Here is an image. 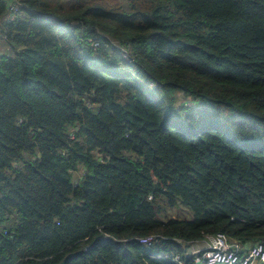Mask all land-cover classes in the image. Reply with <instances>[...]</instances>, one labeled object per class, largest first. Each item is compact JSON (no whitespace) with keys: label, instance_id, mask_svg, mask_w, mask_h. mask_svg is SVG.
<instances>
[{"label":"trees","instance_id":"trees-1","mask_svg":"<svg viewBox=\"0 0 264 264\" xmlns=\"http://www.w3.org/2000/svg\"><path fill=\"white\" fill-rule=\"evenodd\" d=\"M11 1L0 264H197L176 239L217 233L264 249V0H14L7 21Z\"/></svg>","mask_w":264,"mask_h":264},{"label":"built area","instance_id":"built-area-1","mask_svg":"<svg viewBox=\"0 0 264 264\" xmlns=\"http://www.w3.org/2000/svg\"><path fill=\"white\" fill-rule=\"evenodd\" d=\"M12 0L9 3V13L6 20H13L16 16V6ZM210 236V237H209ZM154 234L140 238V242L151 244L156 238ZM207 240L212 239L208 246L191 254L186 252L187 256H191L193 260L201 262V264H264V249L261 245H255L248 248L238 240L230 238L223 233L215 235H206ZM206 241V240H204ZM172 260L179 264H189L179 259L177 254L171 257Z\"/></svg>","mask_w":264,"mask_h":264},{"label":"rangeland","instance_id":"rangeland-1","mask_svg":"<svg viewBox=\"0 0 264 264\" xmlns=\"http://www.w3.org/2000/svg\"><path fill=\"white\" fill-rule=\"evenodd\" d=\"M123 3V6L126 7L128 0H120ZM1 27V25H0ZM111 41L115 44H117V40L114 38H110ZM7 43H5L4 40V36L1 35V30H0V54L4 53V52H9V47L6 45ZM190 101H187L186 104H189ZM154 238H157V235L154 234ZM210 237V236H209ZM206 240V241H204ZM212 239H206V238H201V239H196V240H192V241H185V240H181V239H176V241L180 242L183 246L186 247L185 253L186 252H190L191 254H194V252L201 250L202 248L208 246V244H210Z\"/></svg>","mask_w":264,"mask_h":264},{"label":"water","instance_id":"water-1","mask_svg":"<svg viewBox=\"0 0 264 264\" xmlns=\"http://www.w3.org/2000/svg\"><path fill=\"white\" fill-rule=\"evenodd\" d=\"M197 264H201V262H197Z\"/></svg>","mask_w":264,"mask_h":264}]
</instances>
